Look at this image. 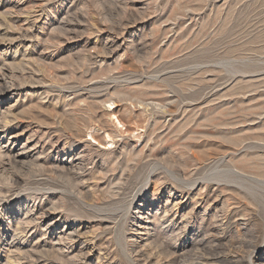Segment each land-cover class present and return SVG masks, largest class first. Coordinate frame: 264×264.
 Here are the masks:
<instances>
[{"label":"rangeland","instance_id":"374dc122","mask_svg":"<svg viewBox=\"0 0 264 264\" xmlns=\"http://www.w3.org/2000/svg\"><path fill=\"white\" fill-rule=\"evenodd\" d=\"M0 66V264H264V0H0Z\"/></svg>","mask_w":264,"mask_h":264},{"label":"bare ground","instance_id":"6f19581e","mask_svg":"<svg viewBox=\"0 0 264 264\" xmlns=\"http://www.w3.org/2000/svg\"><path fill=\"white\" fill-rule=\"evenodd\" d=\"M19 2V1H18ZM19 6V5H18ZM20 11H21V9H20ZM14 12V11H13ZM34 13V12H33ZM13 14H15V12L13 13ZM18 14H22V13H18ZM31 14V13H30ZM41 19V18H40ZM27 20V19H26ZM29 20V19H28ZM39 20V19H38ZM37 20V21H38ZM35 22V21H34ZM14 39V38H13ZM12 40V39H11ZM16 40V39H15ZM14 41V40H13ZM2 66V65H1ZM0 66V67H1ZM3 73V67L2 68H0V73ZM13 72V71H12ZM1 73V74H2ZM5 73V72H4ZM10 74V73H9ZM14 76V75H13ZM2 77H3V75H2ZM7 77V76H6ZM5 78V77H4ZM3 79V78H2ZM5 80V79H4ZM6 82V81H5ZM7 83V82H6ZM12 87H11V89H13V87H14V85H11ZM111 115H115V114H111ZM117 119V118H116ZM118 120V119H117ZM118 123H119V120H118ZM6 124H7V122H6ZM130 132V131H129ZM128 132V133H129ZM107 135V138H112L111 137V135L110 134H106ZM14 137V136H13ZM92 139L93 140H95L97 143H98V145L100 146V145H107V144H109V143H114V138H112V141H107V143L105 142V144H103V143H101V141L97 138V137H95V136H92ZM103 147H105L104 148V150H108L107 148H106V146H103ZM100 148H101V146H100ZM0 154L2 155V153L0 152ZM4 155V154H3ZM10 155V154H9ZM8 155V156H9ZM7 158H8V156H7V154L5 155ZM5 156H1L0 157V159L1 158H3V157H5ZM12 156V155H11ZM14 162H16L17 164L18 163H22V161L19 159V158H17L16 156L14 157V156H12V157H10ZM9 158V159H10ZM10 159V160H11ZM14 162L12 163V164H14ZM17 164H15V165H17ZM239 173V172H238ZM237 172H233V175H235L236 177H239V178H241L242 176H240V174H238ZM249 177V176H248ZM243 179H245V177L243 178ZM249 179V178H248ZM251 180V179H250ZM252 181H254L253 179H252ZM255 181H257V179H255ZM260 181V180H259ZM251 185V184H250ZM256 198V197H255ZM175 207V206H174ZM166 215V214H165ZM43 217L45 216V214L44 215H42ZM19 225H20V223H19ZM30 225H31V221H30ZM140 229L141 228H143L142 226H140L139 227ZM25 230V229H24ZM19 230L18 229H16V232H18ZM21 231V230H20ZM26 231V230H25ZM24 231V232H25ZM23 234V233H22ZM74 234V233H73ZM73 234H70L69 236L68 235H66V234H64L65 235V237H63L62 238V240L63 239H66L67 241L68 240H71L70 242H73L72 244H73V246H72V249H76L77 248V243L75 242L76 241V239H75V241H74V236H73ZM19 236V235H18ZM2 241V239L0 238V242ZM24 241V240H23ZM20 243V242H19ZM69 243V242H68ZM14 244V243H13ZM71 244V245H72ZM134 244H136V242L134 243ZM200 244H203V241H201L200 242ZM199 244V245H200ZM21 246H23L22 244H20ZM20 249V248H19ZM68 250H70V249H68ZM60 251H62V250H60ZM58 255V254H57ZM63 255L64 254H61V253H59V256L60 257H57V258H59V260L62 262V263H65V262H72L71 264H74L75 262V264H78L77 262H78V259H77V257L75 258V256H72V257H70V258H67L66 259V257L64 258L63 257ZM210 259V258H209ZM206 260V264H241V263H247V261H246V259H245V261L242 259L241 260V258H240V260H239V258H236V257H230V258H221V259H219L218 258V260H216V261H214V262H212V261H210V260ZM214 259V258H213ZM12 260V259H11ZM212 260V259H211ZM12 262V261H11ZM249 262V261H248ZM251 262V261H250ZM249 262V263H250ZM253 263V262H252ZM10 264H12V263H10ZM19 264V263H18Z\"/></svg>","mask_w":264,"mask_h":264}]
</instances>
